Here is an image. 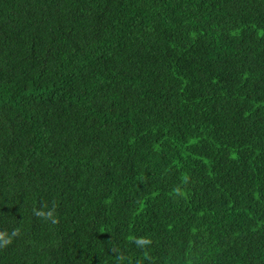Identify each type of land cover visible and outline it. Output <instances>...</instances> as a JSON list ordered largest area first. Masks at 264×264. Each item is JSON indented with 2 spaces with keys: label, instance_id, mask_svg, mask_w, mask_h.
Listing matches in <instances>:
<instances>
[{
  "label": "trees",
  "instance_id": "trees-1",
  "mask_svg": "<svg viewBox=\"0 0 264 264\" xmlns=\"http://www.w3.org/2000/svg\"><path fill=\"white\" fill-rule=\"evenodd\" d=\"M0 264H264V0H0Z\"/></svg>",
  "mask_w": 264,
  "mask_h": 264
},
{
  "label": "clouds",
  "instance_id": "clouds-1",
  "mask_svg": "<svg viewBox=\"0 0 264 264\" xmlns=\"http://www.w3.org/2000/svg\"><path fill=\"white\" fill-rule=\"evenodd\" d=\"M143 241H137V243H142Z\"/></svg>",
  "mask_w": 264,
  "mask_h": 264
}]
</instances>
